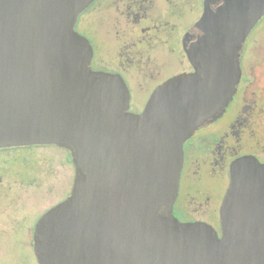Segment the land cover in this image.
Here are the masks:
<instances>
[{"label":"water","instance_id":"obj_1","mask_svg":"<svg viewBox=\"0 0 264 264\" xmlns=\"http://www.w3.org/2000/svg\"><path fill=\"white\" fill-rule=\"evenodd\" d=\"M95 0H0V150L54 145L74 166L69 196L35 223L37 264H264V164L231 166L221 236L173 215L182 144L226 108L264 0H204L183 38L192 71L139 113L116 73L93 70L75 25ZM214 5V6H212Z\"/></svg>","mask_w":264,"mask_h":264},{"label":"flooded vegetation","instance_id":"obj_2","mask_svg":"<svg viewBox=\"0 0 264 264\" xmlns=\"http://www.w3.org/2000/svg\"><path fill=\"white\" fill-rule=\"evenodd\" d=\"M203 4L204 0H95L79 15L75 29L82 27L85 32L77 31L92 46L93 70L119 74L128 89H149L141 112L158 85L192 71L183 38L187 32L196 34L191 28ZM82 14H86L83 19ZM190 18L182 33L181 26ZM256 41L264 37L257 35L246 50L243 44L240 78L226 108L182 144L173 215L182 223H205L219 237L220 207L230 185L232 164L243 157L264 164V49L253 48Z\"/></svg>","mask_w":264,"mask_h":264},{"label":"rangeland","instance_id":"obj_3","mask_svg":"<svg viewBox=\"0 0 264 264\" xmlns=\"http://www.w3.org/2000/svg\"><path fill=\"white\" fill-rule=\"evenodd\" d=\"M191 21L183 23L182 33ZM257 35L264 37V16L247 36L245 50ZM255 44L253 48L264 49V41ZM129 89V109L140 112L149 89ZM68 159L70 153L54 145L0 150V264H37L30 246L32 230L47 209L68 196L74 177V166Z\"/></svg>","mask_w":264,"mask_h":264}]
</instances>
